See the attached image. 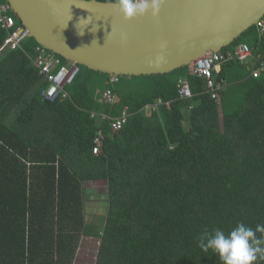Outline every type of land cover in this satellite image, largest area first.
<instances>
[{"label":"trees","instance_id":"trees-1","mask_svg":"<svg viewBox=\"0 0 264 264\" xmlns=\"http://www.w3.org/2000/svg\"><path fill=\"white\" fill-rule=\"evenodd\" d=\"M6 36L0 26V264H73L81 236L99 239L95 264H222L197 245L202 232L264 225V72L251 75L259 60L245 73L235 59L222 63L217 100L188 66L109 84V75L80 66L68 97L47 101V82L28 57L37 42L8 49ZM240 43L264 54L256 25L221 52ZM180 77L191 99L178 98ZM104 89L114 103L99 101ZM124 107L117 131L90 117ZM97 130L104 138L94 154ZM89 180L107 184L99 223L86 220Z\"/></svg>","mask_w":264,"mask_h":264},{"label":"water","instance_id":"water-1","mask_svg":"<svg viewBox=\"0 0 264 264\" xmlns=\"http://www.w3.org/2000/svg\"><path fill=\"white\" fill-rule=\"evenodd\" d=\"M5 1L38 45L116 76L190 66L202 55L221 51L264 16V0H164L157 16L130 20L109 1Z\"/></svg>","mask_w":264,"mask_h":264},{"label":"built area","instance_id":"built-area-1","mask_svg":"<svg viewBox=\"0 0 264 264\" xmlns=\"http://www.w3.org/2000/svg\"><path fill=\"white\" fill-rule=\"evenodd\" d=\"M7 9H9L7 4L0 7V26L7 32V36L3 41V47H7L8 49L21 48L24 39L29 37V31L21 24L15 26L14 18L5 13ZM255 25L259 32L264 34V21L259 19ZM249 56H251V47L246 43H240L229 51L210 52L198 57L188 66L189 72L192 75L203 78L205 81V91L210 94L212 99L217 100L220 96L222 84L215 80L214 73L219 70L222 63L228 60L235 59L243 63ZM28 57L38 70V73L42 75L47 82L46 87L40 92V97L47 101L68 97V93L64 88L66 85L72 83L80 70V65L74 61L62 62L60 56L41 45H37L34 48V54ZM260 71H264V54L259 57L258 67L252 70L251 75L257 77ZM109 76L110 78L106 82L107 84L118 80V76L116 75ZM176 88L178 98L188 100L193 97L187 78H178ZM99 101L104 104H112L116 101V98L110 89H104L99 91ZM156 107L157 104H150L146 106V109L154 111ZM192 107L193 104L188 105V109ZM90 117L94 118L97 123L107 121L110 128L113 131H117L126 123L128 112L127 107H124L119 115L111 117L103 112L92 111L90 112ZM103 138L104 135L100 130H97L93 138L92 153L95 154L100 150Z\"/></svg>","mask_w":264,"mask_h":264},{"label":"clouds","instance_id":"clouds-1","mask_svg":"<svg viewBox=\"0 0 264 264\" xmlns=\"http://www.w3.org/2000/svg\"><path fill=\"white\" fill-rule=\"evenodd\" d=\"M109 2L122 19L130 20L145 14L157 16L164 0H109ZM87 20L88 18L80 19L77 26L81 21ZM77 29L78 35L84 34L83 30L78 27ZM257 232L264 234V225H257L253 229L244 223H238L227 234L220 228L213 229L212 232L205 230L198 236L197 245L204 251L211 250L218 255L222 264H255L258 260H264V235L257 236Z\"/></svg>","mask_w":264,"mask_h":264},{"label":"rangeland","instance_id":"rangeland-1","mask_svg":"<svg viewBox=\"0 0 264 264\" xmlns=\"http://www.w3.org/2000/svg\"><path fill=\"white\" fill-rule=\"evenodd\" d=\"M80 75H83L80 72ZM85 194V215L88 222L104 217L107 184L105 180H89L83 183ZM99 239L96 236H81L73 264H95Z\"/></svg>","mask_w":264,"mask_h":264},{"label":"crops","instance_id":"crops-1","mask_svg":"<svg viewBox=\"0 0 264 264\" xmlns=\"http://www.w3.org/2000/svg\"><path fill=\"white\" fill-rule=\"evenodd\" d=\"M259 57H260V54H257V55H256V54L252 51V48H251V56H249L248 59H247L245 62L241 63L243 73H245L246 71H248V70H250V69L255 68V67H256V64H258ZM239 63H240V62H239ZM220 69H221V65H220L219 70L216 71V72L214 73V77H215V75H216L218 72H220ZM263 72H264V71H263ZM223 86H225L224 83H223ZM148 110H149V111H152L151 109H148ZM155 110H156V109H155Z\"/></svg>","mask_w":264,"mask_h":264}]
</instances>
